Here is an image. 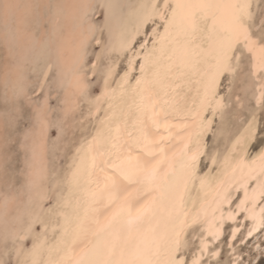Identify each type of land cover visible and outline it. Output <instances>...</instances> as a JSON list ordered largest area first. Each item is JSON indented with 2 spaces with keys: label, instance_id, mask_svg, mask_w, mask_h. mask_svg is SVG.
<instances>
[{
  "label": "snow or ice",
  "instance_id": "1",
  "mask_svg": "<svg viewBox=\"0 0 264 264\" xmlns=\"http://www.w3.org/2000/svg\"><path fill=\"white\" fill-rule=\"evenodd\" d=\"M72 7L63 118H48L50 62L33 68L31 94L18 74L0 110V184L13 179L9 154L22 135L32 153L29 183L40 193V213L17 217L18 239L36 242L15 249V264H223L221 243L234 253V241L258 234L264 242V126L255 111L264 114V0ZM18 8L0 0V17L26 27ZM250 97L256 103L245 115ZM83 103L91 138L73 142ZM33 118L38 132L25 127ZM61 152L71 160L64 171ZM10 237L7 228L0 234V264H13ZM229 264H264V248Z\"/></svg>",
  "mask_w": 264,
  "mask_h": 264
},
{
  "label": "rangeland",
  "instance_id": "2",
  "mask_svg": "<svg viewBox=\"0 0 264 264\" xmlns=\"http://www.w3.org/2000/svg\"><path fill=\"white\" fill-rule=\"evenodd\" d=\"M133 1L134 0H129L128 3H133ZM21 2L22 3L19 4V8L21 9L24 8V4L25 6L28 4L33 5L34 7L31 9H26L22 16V19H25L27 15L29 21L26 27L21 24V26L28 31L29 35V40H27L23 45H20L17 36H9V38L6 40V32L9 30L16 31L15 26H17V23H15L14 20L6 21L3 17H0V53H2L0 54V110L3 108L5 94L7 93L9 98H11L13 89L18 86V77L17 75L15 76V73L13 72L17 71L19 74L22 73L24 75V83L29 85V94H31L30 83L35 80L33 68L37 65V63L43 65L45 62H50L56 65L54 68L55 76L49 81V87L45 90V95H47L49 98L48 106L51 109L48 118L51 121H56L63 118V112L61 109L64 107L62 100L65 97V86L60 81V72L58 71L59 68L54 62V54L56 49L55 34L60 31V27L55 26L57 23L55 24L54 19L56 12L59 11L57 6H59L60 0H22ZM37 5H39V7H36ZM37 20L42 22L40 26H37ZM52 45H54V47ZM36 47L37 49H35ZM50 47H52V49ZM15 48L18 52L15 51ZM10 49L12 53L10 52ZM50 50L51 54L49 55L48 53H50ZM6 70L8 74L6 73ZM255 103L256 101H253V99L250 97L248 105L241 111L246 115L249 114V112L252 110V106ZM88 107L89 106L86 103L81 104V110L84 113L83 117L80 116V110L74 113L76 120L83 123V127H81L79 123L73 122L74 126L68 133L69 140L73 142H81L82 139L86 138L91 131V125L85 119V117H87ZM255 111L258 126H264V119L261 118L264 114L260 112L258 106ZM241 122H236L235 126L229 125V131H236V128L239 127ZM25 127H34L37 132L39 131V125L35 118L30 120L25 125ZM22 131L23 129H21V132ZM54 134L55 129H52L50 131V135L54 136ZM18 139L21 141V143H17L14 146L13 151L9 154V171L12 174L13 179L7 186L0 184V234H2L6 228L10 232L15 233V237H10L7 242V247L11 250L9 258L13 261V264H15L17 259L15 249L22 245L23 251L26 252L28 249H31L30 247H32V244L36 239L31 234H29L28 237L23 241L18 239L20 235H23V232L20 231L21 224L17 222V217L26 222L31 219L33 214L40 213L41 211L38 207L40 195L39 190L31 187L29 183V175L31 172L29 165L32 153L30 149H25L21 146L23 142V136L21 135ZM220 139L224 143L227 142V136L221 137ZM223 146L224 144L222 143L221 149H223ZM69 161L71 162V160L65 156V153L61 152L59 154V159L56 161L58 169L60 171H64L67 165L70 164ZM6 201L7 206L5 205ZM47 206L48 203L45 201L44 207L47 208ZM227 228L228 225L226 224L225 229ZM35 230L36 232L41 231L39 225L36 226ZM237 235L239 237L240 233ZM226 237L227 231H225V235L221 238V240L223 241L226 239ZM232 243L236 248L234 253H230L228 246L224 243H221L220 258L222 259L223 264H229V261L236 256H239L241 259L247 261L254 256H258V247L264 248V242H262L258 234H254L253 237L247 238V242L245 244H240L238 240ZM2 246L3 242L0 241V247ZM22 258L23 256H21V259Z\"/></svg>",
  "mask_w": 264,
  "mask_h": 264
},
{
  "label": "bare ground",
  "instance_id": "3",
  "mask_svg": "<svg viewBox=\"0 0 264 264\" xmlns=\"http://www.w3.org/2000/svg\"><path fill=\"white\" fill-rule=\"evenodd\" d=\"M22 0H13V3L19 5ZM129 0H124V2L128 3ZM93 2V0H60L59 2V6H63L61 8H59V11L56 12L55 14V19L54 22L55 24L57 23V25L55 26H59L60 27V31L57 32L55 34L56 36V49H55V54H54V62L57 64L58 68H59V78L61 83L65 86V95L66 94H70L72 89L70 88L68 81L71 80V53L68 50H65L66 48H70L71 42L74 39V33H73V21H72V14L74 11H76L72 6L73 5H79V4H86V3H91ZM139 2V0H134L133 3H137ZM24 3V2H23ZM28 3V2H27ZM28 4H26L27 6ZM24 8H18L16 9V16L19 17L20 19H22L23 14L25 13L27 7L25 6V4L23 5ZM33 6V5H32ZM42 6V5H40ZM34 8V7H33ZM33 11V9H32ZM36 12V10H35ZM33 13V12H32ZM31 19V18H30ZM24 25V24H23ZM16 30L19 29V34L17 35V38L20 42V45L24 44L27 40H29V35H28V31L25 30L21 24H17ZM57 28V27H56ZM30 30V29H28ZM30 32V31H29ZM33 36V34H32ZM16 37V36H15ZM46 37V36H45ZM51 37V36H50ZM44 39V38H43ZM41 41V40H40ZM19 44V43H18ZM38 44V43H37ZM51 46V45H50ZM54 47V45H52ZM20 48V47H19ZM52 49V47H50ZM37 49V47L35 48ZM34 49V50H35ZM9 50V49H8ZM18 50V49H17ZM1 51V50H0ZM16 51V48H15ZM25 51V50H24ZM4 52V51H3ZM11 52V49H10ZM14 52V51H13ZM18 52V51H16ZM12 53V52H11ZM2 54V53H0ZM9 54V53H8ZM18 54V53H16ZM20 54V53H19ZM23 54V53H22ZM28 54V53H27ZM32 54V53H31ZM49 55L51 54V50L50 53H48ZM53 54V53H52ZM30 55V54H29ZM53 56V55H52ZM22 57V56H20ZM29 58V57H27ZM22 59V58H21ZM25 59V58H24ZM23 60V59H22ZM9 62V61H8ZM7 62V63H8ZM23 62V61H22ZM5 63V62H4ZM20 65V64H18ZM9 67V66H8ZM7 67V68H8ZM20 69V68H19ZM22 70V69H21ZM24 71V70H22ZM63 72V75H61V73ZM7 73V70H6ZM15 73V76L18 74L19 72L15 71L13 72ZM8 74V73H7ZM16 82V81H15ZM257 96H258V92H257ZM254 101V100H253ZM257 108V107H256ZM259 112V111H258ZM246 115V114H245ZM53 116V115H52ZM34 119V118H33ZM241 122V121H240ZM178 131L180 129H177ZM91 132V131H90ZM89 132V133H90ZM175 134V133H173ZM78 137V136H77ZM76 138V137H75ZM87 139H90V135L88 134V136L86 137ZM85 139V138H84ZM84 139H82V141L80 143L84 142ZM70 162V161H69ZM71 163V162H70ZM66 166V165H65ZM67 195V193L65 194ZM42 230V229H41ZM36 242V239L35 241ZM33 242V243H34ZM27 244V243H26ZM33 246V244H32ZM32 248V247H30ZM12 257V256H11Z\"/></svg>",
  "mask_w": 264,
  "mask_h": 264
}]
</instances>
